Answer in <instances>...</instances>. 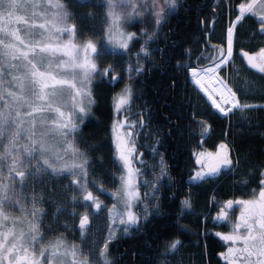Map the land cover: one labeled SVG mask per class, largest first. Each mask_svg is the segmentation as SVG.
<instances>
[{"label":"snow or ice","instance_id":"snow-or-ice-1","mask_svg":"<svg viewBox=\"0 0 264 264\" xmlns=\"http://www.w3.org/2000/svg\"><path fill=\"white\" fill-rule=\"evenodd\" d=\"M79 2L85 4L91 0ZM95 6L106 9L105 27L95 39L89 37L78 43V27L69 23L72 14L63 0H0V264H115L110 258V245L118 238L117 230L127 234L160 212L157 194L162 178L167 175L163 154L157 147L152 148L153 155H160V173L153 180L142 181L144 186H151V191L143 195L138 181L142 170L133 166L136 128L146 126L142 114L137 121L128 122L126 117L124 121L113 122L112 134L122 170L118 185L109 193L114 201L110 207L89 188V158L77 141L84 117L95 103L92 85L96 77L119 79L111 64L101 68L97 60L118 51L124 55L143 40L136 53V66L129 64V72L144 71L141 57L151 56L149 43L178 3L177 0H103ZM238 9L239 14L227 28L226 48L212 45L211 53L196 58L198 64L202 59L207 60L206 65L189 67L190 61L184 65L193 82L207 96L211 109L225 119L236 112L264 110V103L242 101L241 95L247 97L254 94L252 91L235 87L230 83L231 77L221 75L233 62L234 30L245 14L257 17L258 30L264 34V0H244ZM146 15L152 17L154 31L142 30L139 34L125 31L126 24ZM88 16L92 18L94 13ZM188 54L191 59L190 50ZM241 56L251 69L264 76V47L254 53L241 49ZM260 94L264 95V89ZM132 98V86L126 84L113 97L117 113L126 110ZM200 124L203 137L210 131V125L207 121ZM156 144H160L159 139ZM137 162L147 163L143 159ZM239 163L238 159L234 161L229 145L222 141L214 153L197 154L199 168L190 180L202 182L230 171ZM44 176L71 177L68 187L78 190L79 195H71L74 207L69 214L79 217L81 244L69 243L62 233L46 237L43 217L47 213L42 207L45 196L35 190L30 194L23 191L31 181ZM259 176L258 191L253 189L251 198L220 202L214 217L231 224L228 233L216 234L229 245L219 254L225 264H264V171ZM91 182L100 192L106 191L102 183L95 179ZM142 200L155 201L152 211L149 203L143 205L142 212L135 210ZM77 203H82V213L77 212ZM234 205L239 207V215L233 221L229 210ZM89 208L97 213L107 209L108 231L102 243L93 238L86 249L83 241L90 229ZM191 208L189 192L180 200L179 213L182 215ZM10 209H16L18 214ZM61 211L57 207V214ZM181 244L179 239L166 243L163 254L177 250Z\"/></svg>","mask_w":264,"mask_h":264},{"label":"trees","instance_id":"trees-1","mask_svg":"<svg viewBox=\"0 0 264 264\" xmlns=\"http://www.w3.org/2000/svg\"><path fill=\"white\" fill-rule=\"evenodd\" d=\"M63 1L73 11L72 19L77 23L79 34L86 36L95 30L88 23L91 19L88 14L94 13L92 18L96 22L101 8L95 11L85 3L87 7L82 12L81 9H74L75 4H82L79 0ZM242 1L177 0L178 7L169 13L148 45L151 56L141 57L144 71L114 84L110 78H98L92 85L95 103L84 117L77 141L89 158V187L107 203L110 201L108 192L113 191L119 182L121 165L112 137V125L117 119L127 117L128 122H132L139 120L140 114L143 115L146 126L136 128L138 135L134 141L137 151L133 161L143 173L138 177L142 195L151 191V186H144L142 181L153 180L160 173V155H153V147L163 154L167 165V175L162 178L157 194L160 197L159 214L111 243L110 255L115 264H172L166 262L167 257L173 258L172 262L177 261V264H222L218 255L225 242L216 234L226 230V227L212 222V218L219 211L220 202L249 199L253 189L258 191L259 172L264 171V110L254 109L246 114L236 112L227 119L223 118L211 109L208 101L191 84L188 69L184 67L189 61V67L206 65L207 60L202 59L198 64L196 58L211 53L212 45L225 48L227 21L237 15ZM129 27L137 34L142 30H155L149 15L136 17ZM258 29V19L250 13L237 25L233 53L235 62L239 63V48L254 53L264 47V34ZM142 43L143 40L124 54L133 67L136 66V53ZM188 50L191 51V59ZM121 69L116 68L124 77ZM249 71L251 82L256 83V86L249 84L254 94L247 97L241 95V99L248 103H264V95L259 91L264 89V76ZM124 82L132 86L133 98L126 110L117 113L113 97ZM200 121H207L210 125V131L203 137ZM157 139L159 145L156 144ZM222 141L229 145L234 161H240L238 166L202 182L190 180L199 168L197 154L214 153ZM140 159L147 163L141 165L137 162ZM153 165L156 167L153 168ZM60 177L44 176L38 185L45 196L53 197L52 203L46 201L44 206L47 215L43 217V230L46 236L57 233L61 228L62 219L55 215L58 201L63 202L59 191L64 180H58ZM93 179L102 183L106 191L100 192L91 182ZM189 192L192 208L185 209L181 215L180 200ZM145 203H149V211H152L155 201L148 200L140 201L135 210L142 212ZM236 211V207L231 209L229 215L232 220ZM55 219L59 222L54 223ZM174 239H179L182 244L177 250L163 254L165 244Z\"/></svg>","mask_w":264,"mask_h":264},{"label":"rangeland","instance_id":"rangeland-1","mask_svg":"<svg viewBox=\"0 0 264 264\" xmlns=\"http://www.w3.org/2000/svg\"><path fill=\"white\" fill-rule=\"evenodd\" d=\"M216 1H218V0H216ZM102 2H103V0H91V3H86V4L90 5L89 7L94 8L95 11L97 10V8H101L102 12H101V15L99 16V18L96 17V22L93 18H91L88 22V23H90L91 28L95 29V30L93 32H91L90 34H87L86 36L85 35L83 36V34H79L78 40H77L78 43L82 42L84 39L89 38V37H92L93 39H95L96 36L100 35L101 29L103 27H105L104 14H105L106 9L103 7H96L95 6V5L102 4ZM64 3H66V2H64ZM86 4H75L74 9L75 10L81 9L82 12H85V8L87 7ZM67 8H69L68 4H67ZM68 11L71 14L73 12L69 9H68ZM117 11H121V9L118 8ZM238 11H239V9H238ZM21 14H23V13H21ZM69 23H75L77 25V23L72 19V15H71V19H70ZM129 25L130 24H126L124 26V28H125V31L131 32ZM93 34H95V36ZM66 38L67 37H65V39ZM239 51H240V48L238 49L237 53ZM117 56H119V58ZM238 61H239V63L235 62V60L233 59V62L231 64H229L224 69V71L221 72V75L225 76V77H231L230 83L232 82L238 88L242 87V88L249 89V84H251V85L255 84V86H256L255 82H251V80H250L251 73L244 66V63H243L241 57L238 58ZM240 62L242 64H240ZM97 63L99 64V66L101 68L107 67L109 64H111L113 66V68L115 69L116 73L119 76L118 80H111L110 79L113 83L120 82L123 79L125 80V79H128V78L136 75V71L129 72V64L130 63H129V61H127V59L125 58L124 55L119 54V51L117 54H110L106 57H103V58L97 60ZM117 67L122 68L121 70H123L124 77L121 76V73L119 70H116ZM98 78H101V77L97 76L96 79H98ZM124 85H125V82L123 84L119 85L120 91L122 88H124ZM250 91H252V90H250ZM254 104H256V103H254ZM119 120L124 121L125 118H121ZM112 137H113V135H112ZM113 141H114V137H113ZM114 145H115V141H114ZM115 149H116V147H115ZM120 165H121V162H120ZM133 166L136 167L134 162H133ZM121 170H122V165H121ZM42 178H37V179L31 181L29 183V185L25 186V188L23 189L25 194H30L33 190H35L37 193L43 192V190H41L40 188L38 189V185H40L42 183L41 182ZM62 178L64 180V183H63V185H60V183H59V185L61 186V189L59 191V197L63 199V202L58 201L59 204L57 203V206L59 208L63 209V211H61L59 214H57V210H56V213H55V215H57V218L62 219L61 226H60L61 228L57 233L64 234V236L66 237V239L69 243L75 242L77 244H81L82 243L81 234L78 231V219H79V217L78 216L73 217L72 215L69 214L71 212V209L74 207V205H72V203H71V199H70L71 195H73V194L79 195V192H78V190H76L74 188L68 187L69 183H70L69 180H71L70 176H61L60 178H58V180H60ZM89 188L94 192V194H96L95 191L93 190V188H91V187H89ZM110 192H108V193H110ZM52 195L54 196V194H52ZM96 195H98V194H96ZM98 196H99L100 200H102L101 196L100 195H98ZM109 197H110L109 202L106 203L103 200L102 201L104 202L105 205L110 207L114 201H113V198L110 194H109ZM52 200H53V197L45 196V202L47 201L49 204H51ZM44 206H45V203L42 205V207L44 208ZM75 207H76L78 213H82L84 211V207H83L82 203H77L75 205ZM10 211L18 214L16 209H10ZM89 213H90V229H89V232L87 235V239H85L83 241V246L86 249L89 247L88 241L93 239V238L98 243H102L103 238L107 235V231H108V220H107V209L106 208H103L98 213L95 212L93 209L89 208ZM238 215H239V211H238ZM57 222H59V221L55 219L54 223H57ZM65 224H67V228H65ZM49 225H51V224H49ZM117 231H118V236L125 235V233L122 230L118 229ZM57 233H48L46 237H52L53 235H55ZM110 258H111V255H110Z\"/></svg>","mask_w":264,"mask_h":264},{"label":"flooded vegetation","instance_id":"flooded-vegetation-1","mask_svg":"<svg viewBox=\"0 0 264 264\" xmlns=\"http://www.w3.org/2000/svg\"><path fill=\"white\" fill-rule=\"evenodd\" d=\"M234 207H236L237 208V211L234 213L235 214V217H234V219H233V221L235 220V218L238 216V211H239V207L238 206H235L234 205ZM233 207V208H234ZM230 212H231V210H229V214H230ZM216 215H214L213 216V218H212V222H216L217 224H223L225 227H226V230H224V231H220V232H218V233H228L230 230H231V224L229 223V222H227V221H218V220H216V219H214V217H215ZM225 242V241H224ZM228 247V243L227 242H225V245L223 246V249H222V251L221 252H224V251H226V248ZM220 252V253H221ZM219 253V254H220ZM218 256H220V255H218ZM221 257V256H220ZM166 262H170V263H172V264H177V261H174V262H172L174 259L173 258H171V257H167L166 258ZM221 263L222 264H225V261H224V259H223V257H221ZM178 264H179V262H178Z\"/></svg>","mask_w":264,"mask_h":264},{"label":"bare ground","instance_id":"bare-ground-1","mask_svg":"<svg viewBox=\"0 0 264 264\" xmlns=\"http://www.w3.org/2000/svg\"><path fill=\"white\" fill-rule=\"evenodd\" d=\"M235 20V18H234ZM233 20V21H234ZM231 24V23H230ZM230 24H228L226 27L228 28L230 26ZM227 28L225 30V48L227 46ZM235 31V30H234ZM188 77H189V81L191 82V84H193V86L202 94V96L206 99V101H208L207 96L204 94V92L202 91V89H200V87L198 85H196L193 80L190 77V73L188 72ZM208 103L210 104V102L208 101Z\"/></svg>","mask_w":264,"mask_h":264},{"label":"water","instance_id":"water-1","mask_svg":"<svg viewBox=\"0 0 264 264\" xmlns=\"http://www.w3.org/2000/svg\"><path fill=\"white\" fill-rule=\"evenodd\" d=\"M244 60V59H243ZM244 62H245V64H246V66L249 68V69H251L248 65H247V62L244 60ZM251 70H253V69H251ZM255 71V70H254Z\"/></svg>","mask_w":264,"mask_h":264},{"label":"crops","instance_id":"crops-1","mask_svg":"<svg viewBox=\"0 0 264 264\" xmlns=\"http://www.w3.org/2000/svg\"><path fill=\"white\" fill-rule=\"evenodd\" d=\"M216 1V0H215ZM221 0L216 1V3H219Z\"/></svg>","mask_w":264,"mask_h":264}]
</instances>
